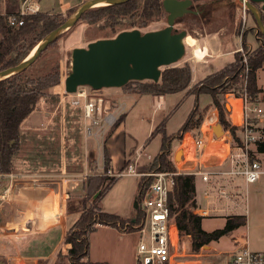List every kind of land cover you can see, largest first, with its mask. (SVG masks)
Returning <instances> with one entry per match:
<instances>
[{
  "label": "trees",
  "instance_id": "16d2710c",
  "mask_svg": "<svg viewBox=\"0 0 264 264\" xmlns=\"http://www.w3.org/2000/svg\"><path fill=\"white\" fill-rule=\"evenodd\" d=\"M191 1L192 4L197 5L195 10L198 11V14L197 16H194L195 14L189 15L197 18L204 14L207 11L206 8H209L214 1L219 2L220 0ZM233 1L229 0L232 10L235 9ZM20 2L21 0H7V12L0 15V70L21 62L44 36L66 20V18H60V14L40 11L37 14L25 16L22 25L10 26L8 17L19 10ZM202 10L206 11L201 14ZM247 16L256 26L253 16L248 12ZM163 17L166 18L163 0H129L120 5L100 6L88 10L81 16L79 21L89 25H101V28L108 29L109 33L115 36L121 31L143 29ZM261 17L264 25V12L261 13ZM181 19H178L176 23ZM246 34L241 35L244 50L247 49L244 46ZM258 36L262 35L258 32ZM256 38L259 40V37L256 36ZM56 41L50 44L49 47L53 46ZM234 55L233 62L227 64L218 72L207 76L202 82L193 86L191 90H189V86L192 79V70L189 62L166 67L162 70L158 82H129L121 90L125 93L155 97L184 92L185 94L191 93L196 100L199 95L207 94L211 98L210 105L218 112L219 124L226 129L229 121L226 119L227 111L221 99H224L226 93L231 92L235 96H239L240 80L238 74L243 67L238 57L239 54L235 53ZM247 65L249 68L248 89L250 93L256 94L258 92L256 72L264 67L263 42L248 56ZM60 79V70L56 66L46 74L30 75L23 71L0 81V175L11 173L14 170V157L20 151L22 143L21 124L37 109L38 103L46 95V91L60 84ZM55 99L57 100L58 96H55ZM209 106H206L202 111L206 112ZM200 111L197 103H195L175 136L165 134L164 122L152 131L151 137L156 134L161 135V147L160 153L154 157L150 165V170H176L175 164L167 152L169 143L174 138L181 140L186 132L193 133L195 138L199 137V129L204 121ZM121 122L122 117L117 119L109 129L104 141ZM103 162L101 173L82 179L79 186L84 193L86 202L88 199H93L97 192L99 194L95 200H92L93 208L80 212L77 220L66 231L64 242L69 244L70 248L62 256L69 261V264H106L89 261L88 236L96 231V225L122 230L126 224L119 216L103 212L96 205L98 199L116 181L114 178L107 176L109 159L104 148ZM194 180L195 176L187 174L174 177V185L168 193V207L169 219L176 225L179 237L189 236L191 238V250L193 253H197L201 247L209 245L212 241H217L222 236L243 227L246 224V217L243 215L225 216L222 228L211 232L204 231L201 227L203 217L193 212L197 208ZM150 181V178L141 179L138 201L142 198ZM75 198H79V196ZM137 213V219L130 222L133 225L136 222L139 224L142 219L140 210ZM60 256L61 254L58 257ZM136 264H142V262L137 260Z\"/></svg>",
  "mask_w": 264,
  "mask_h": 264
},
{
  "label": "rangeland",
  "instance_id": "374dc122",
  "mask_svg": "<svg viewBox=\"0 0 264 264\" xmlns=\"http://www.w3.org/2000/svg\"><path fill=\"white\" fill-rule=\"evenodd\" d=\"M67 0H37V3L40 5V9L42 12H57L61 8L59 6V3H65ZM234 8H230L229 0H220L219 2L214 1V3L211 4L209 8H206V10H202L199 17H193L192 15H185L181 21L175 24V27L177 31L184 30L187 35L198 37L200 35H204L205 33H214L216 31L223 30L226 34L222 35V40H225V36L230 31L231 34H233L232 38H227L226 42V48L232 49L233 47H237L235 52H233V55H222L218 58L213 59L205 68L208 69H214L215 67H220L224 63H228L235 59V53L239 54V60H241L244 57L248 59V56L251 54L253 50L257 48L259 44L264 40L262 36H258L257 29L250 19L249 16H247L245 23H243V20L240 16V10L241 4L238 2V0L233 1ZM196 4H192V10H195ZM71 8L69 10L64 11L62 14H60V18H67L71 13L73 9ZM196 11V10H195ZM7 12V0H0V15H4ZM194 16H197L195 14ZM166 25V18L163 17L158 21H154L150 23L147 27L143 29H139L141 32H148V31H155L159 30ZM229 29V30H228ZM252 29V30H250ZM130 30V29H129ZM126 30V31H129ZM228 31V32H227ZM247 33L245 36V43L244 46L247 47L246 50L243 49L242 41H241V35ZM237 35H240L239 37ZM107 36H113L109 33L108 29L101 28V25H89L84 22H77L71 29L63 33L59 36L55 44L49 48H47L40 57L36 60L35 63H33L29 68L25 70L26 74L30 75H42L46 74L50 71L53 67H58L61 74L60 84L54 88H51L46 91V95L41 99L46 105L42 106L43 109H46L45 120L49 121V126H52L51 128L55 129L57 131L55 135L59 136L60 138V144L62 145V165L60 166V174L63 175H69L68 173H74L76 172V169H78V165L83 166V162H87V151L89 148V145H91V148L95 151V161L96 159V150L97 147V154H98V160L101 159V148L102 145H104V139L106 138L107 132L104 133L103 138L100 137H89L86 136L84 131V123L85 119L82 115V110H70V104H69V98H64L65 92H64V78L68 74L70 70V62H71V51L74 48L78 47H86V45L90 42L99 40V39H105V38H112ZM259 37V40L258 38ZM114 37V36H113ZM189 38V37H188ZM193 52V51H192ZM191 54L190 47L187 46L186 53L182 60L173 66L181 65L185 61L186 58H188ZM209 59L206 57L204 59L205 62H207ZM203 60L200 62H204ZM171 67V66H170ZM165 69V68H163ZM162 69V70H163ZM196 75H201L200 72H198ZM256 82L259 87H264V67L259 69L256 72ZM81 89H87V87H80ZM108 89H103L101 91H97V96L102 97L104 100H111L110 95L107 94ZM55 96H58V102H61V107L64 112V116H60L59 110L54 113V105L57 103ZM166 103L161 108L160 111H155V104L153 103L155 99L152 97H147L146 100L139 102V109L133 115L125 129V136H126V148L127 152L129 151H135V149L142 143L141 145H144V140L148 138L147 136V130H148V120L151 118L152 114H156L155 119H159L164 117L165 120V131L166 134H171L170 136H173L172 134L175 133L178 128L180 127V123H182L183 119H186V117L189 115L190 111L193 109V106L195 103H197L199 109L201 110L202 117L206 118L210 111H212L214 108L211 106V98L207 94H201L198 96L197 100L194 95H185L184 92L176 93V94H170L166 95ZM171 98H176L178 101L177 103L173 105V107L169 106V102ZM62 100V101H61ZM224 102L225 109L228 111L230 109V106L228 102L226 101L225 97L224 99H221ZM106 104V103H105ZM210 105V106H209ZM206 106H209L208 110L206 112L202 111ZM171 107L173 109H168ZM171 111V112H170ZM50 112V113H49ZM139 115L143 116V120L141 121L139 118ZM100 117V116H98ZM209 120L207 124L210 122ZM56 122V127L55 123ZM215 123L213 127L211 128L212 134H216L217 137H221V133L214 129L216 126ZM157 124H155L156 126ZM154 126V127H155ZM23 125L21 127V131L23 130ZM49 130V129H48ZM108 131V130H107ZM200 133V132H199ZM201 134H199L200 136ZM157 136L155 139H151L148 141L147 145L144 148L143 153L145 154H151L156 153L157 149ZM33 140H35V143L42 144V142L45 140L44 136L41 134L35 133L33 136H31ZM30 138V139H31ZM24 139V150H29L31 148V144L29 143V139ZM58 141V138L56 137L53 141ZM176 139H172L171 144V153H176L177 151H180L179 156L176 158L175 162L180 163L183 160L184 151L182 147L174 146V142ZM46 141V140H45ZM145 143V142H144ZM23 145V144H22ZM100 146V147H99ZM47 153L46 150L44 152L46 153L45 156H49L52 150V146L47 147ZM135 148V149H134ZM213 148V146L211 147ZM192 149V147H191ZM191 149L187 152V161L186 164L189 165L190 163H193L191 160ZM211 152L213 149L210 150ZM60 152V151H59ZM28 154V153H27ZM26 152L21 150L19 151L15 157H14V164H15V170L21 171L22 169V157L24 158L27 156ZM145 154V155H146ZM32 153L28 154V158H30ZM44 156V155H43ZM43 156L41 157V153H38L35 158V162L32 163V166L36 165L39 166V161L42 160ZM72 156V163L69 164L65 157ZM34 158V157H33ZM45 158V157H44ZM43 158V159H44ZM47 159V158H46ZM60 159V158H59ZM29 162L31 161L28 159ZM57 162V159H54ZM59 161V160H58ZM50 164H54V161L51 160ZM183 166V164H182ZM94 167V168H93ZM91 166L90 170H87V173L84 175L82 174L79 179H82L91 176V175H99L101 173L102 169H98L97 166L94 164V166ZM43 172H48L47 170L40 168ZM84 171H86V168H83ZM99 172V173H98ZM111 178V177H110ZM67 181L66 189L69 190L71 193H69V196L71 198L75 197H82L81 199V206L77 210V213L89 210L93 208L92 200L95 199H88L87 202L84 199V193L79 188L73 189V183L70 179ZM138 178H133L134 182L136 180L137 182ZM114 180H117L114 178ZM129 177H124L119 179L116 184V186L112 189L110 194L112 193L111 197H114L116 195V189L117 187L121 186V189L124 191L127 188H129L127 185ZM139 180V179H138ZM115 182V183H116ZM114 183V184H115ZM0 184H4L0 182ZM129 184V183H128ZM195 184L198 192V196L200 197L203 192V183L199 177H195ZM56 186V185H52ZM75 187V186H74ZM78 189V190H77ZM120 189V187H119ZM3 186H0V194L3 192ZM242 193L244 196H246V207H247V213L244 211L245 209V201L240 203V206L238 208L234 207L233 204H229L231 209L235 208V211L230 214H240L243 216H246V224L239 229V231L245 237L247 238L249 247L254 252H264V176L259 180L257 183L252 185H243L241 188ZM96 194H99L97 192ZM109 194V195H110ZM98 196V195H97ZM110 198V201L111 199ZM221 204V202H219ZM138 206V202L134 204V209H136ZM136 207V208H135ZM139 210V209H138ZM137 210V211H138ZM137 211L134 219H137ZM61 215H65L66 211L63 213L61 212ZM226 215H216L212 216L210 218H206L202 221V224L205 229H218L222 228L224 223V217ZM72 218V217H71ZM132 222V221H131ZM138 225V222H136L134 225L130 222L124 225L125 226V232H129L128 234L123 235V239L118 238L119 232L114 229H109L106 227H102L99 225H96L97 229L96 231L92 232L88 236V241L90 243V250L88 254V258L92 261H101L105 262L107 261L109 264H136L137 260L141 261V259L138 258L137 255V246L140 240V235L136 232V226ZM124 228V227H123ZM235 232V233H236ZM4 233L2 232L0 234V255H4L3 259L5 260L6 264H16L13 261L7 262L8 257L15 256L17 257V260H23L25 263L23 264H39L35 263L31 260H24L27 259L23 254L19 251L21 247H32V245L25 244L24 242H10L7 238L2 237ZM234 231L230 233V235H224L219 240L214 241V243L211 244L212 249L220 253L219 261L225 262L230 255L235 253L237 251L236 245L233 244L230 241V238L233 236ZM235 236V235H234ZM189 243H191V238ZM14 244V245H13ZM36 246V244H33ZM209 245H206L205 247H202L198 252H201L204 257H208L205 254H209L210 249L208 247ZM186 252V259H189V254H194L191 250V244L189 245L188 249L185 250ZM66 252V251H65ZM62 250L57 251L55 256V261L53 262H47L46 260L43 262H40V264H69V261L64 258L62 255L65 254ZM59 254H61L60 257ZM22 255V256H21ZM20 256V257H19ZM7 259V260H6ZM47 262V263H46ZM22 264V263H21Z\"/></svg>",
  "mask_w": 264,
  "mask_h": 264
},
{
  "label": "crops",
  "instance_id": "0c3cea01",
  "mask_svg": "<svg viewBox=\"0 0 264 264\" xmlns=\"http://www.w3.org/2000/svg\"><path fill=\"white\" fill-rule=\"evenodd\" d=\"M85 1L87 0H67L65 3H59V6L61 8L59 11L57 12L48 11L47 13L62 14L66 10L78 7L80 4H82ZM225 34L226 33L223 30H221L209 34L205 33L204 35H200L198 37L187 35L185 39L186 41L185 49H187V46L190 47L191 54L188 58H186L185 61L189 62L192 70V79H191V84L189 86V90H191L192 87L195 86L196 84L202 82L207 76L218 72L227 64L233 62L234 59L228 63H224L220 67H215L214 69L205 68V66H207V64H209L213 59L218 58L222 55H233V52L239 49L237 47H233L232 49L225 50L227 38L233 37V34H231L229 31L224 38L225 40H222L221 39L222 35ZM196 48L206 49L207 51L206 57L211 59L205 62L204 59L206 57L201 60H197L196 58H194L192 51H194V49ZM202 60L204 61L203 63L200 62ZM198 72H200L201 75L199 76L196 75ZM108 91H110L107 92V94L111 96L110 97L111 100H105L106 104L109 105L110 109H112V111L115 112V114L117 115V119L122 117V122L117 126V128L112 133L109 134L107 139L104 141V145H102V147L99 146L101 148L100 161L98 160V154H97L98 147L97 149H95L97 160L95 161L94 158V161L92 162L91 166L93 167L95 164L98 169L103 168V164H104L103 148H104L109 159L108 170L111 173L117 172L118 170H120L129 163H132L134 165L135 170L137 172L141 173L150 170V165L154 157H156V155L160 153V147H161V135L156 134L151 137V133L162 122L165 123L166 120L165 116L160 118L161 120L159 121V119H155L156 114L151 115V118H149L148 120L149 125L147 130V136L148 135L149 136L146 139V141L144 140L145 142V143L143 142L144 145H141L142 143H140V145L136 149L134 148L135 149L134 152L129 151L128 153H126L127 148H126L125 129L130 118L133 115H135V113L139 109L138 107L140 101L146 100L147 97H152L153 99H155V101L153 102L155 104V111H160L161 108L166 103L165 102L166 96L155 97L149 95H137L134 93H125L121 89H116V88L108 89ZM185 95L187 96L192 94L187 93ZM177 101L178 100L176 98H171L169 102V106L173 107L174 103L175 102L177 103ZM44 105L46 104L43 101H40L38 103L37 109L34 112H32L29 115V117L25 119L21 124V127L22 125L24 127L23 130L21 131L22 143H21L20 151L23 150L26 152V154L32 153V155L30 158H28V154L24 158L22 157L21 171H16L14 164V170L11 173L17 174L20 177L18 180H16L13 183L10 198L8 199V201L2 204L0 203V234L3 232L4 234L2 235V237L7 238L8 241L12 243L24 242V245L25 244L32 245V247H28V248L21 247L19 251L23 254V256H25V258H27L24 260H31L39 264L40 262H43L45 260L47 262L55 261V256L57 251L62 250L63 252H65L68 248H70V245L65 244L64 242L66 231L69 228V226H71L77 220L80 213L79 212L77 213V211L67 212L66 207H67V203L70 200H75L80 198H71L69 196V193L71 192L66 189V186L64 184H66L67 181L69 180L67 179L68 176L69 178L71 176V178L73 179L70 180L75 186V187L73 186V189L79 188L81 184V182L78 181L81 180L79 179V177L82 174L87 173V162L86 163L83 162L82 167L79 164L77 166L78 169H76V172L68 173L69 175H63L58 173L60 172L61 169L60 166L62 165V158H61L62 145L60 144L59 136L55 135V133L57 132L55 130L57 128L52 129L51 128L52 126H49V121L47 122L45 120V115H47L46 114L47 112L46 109L42 108V106ZM113 106H116V108H112ZM171 107H169L168 109H171ZM69 109L72 111L77 110L81 112L80 108L70 106ZM58 110L60 116L61 117L64 116V112L61 107L60 101L54 105V113H56ZM172 110L173 109H171V111ZM212 113L217 114V110L213 109L212 111H210V114ZM139 118L141 121L143 120L142 115H139ZM184 121L185 119H183L182 123H180L179 125L180 127L182 126ZM54 123L56 127V122ZM85 124L86 122L84 123V125ZM155 124L157 125L155 126ZM107 130H105V132H107L108 134L109 129ZM177 131L172 135L175 136ZM199 132H201L200 129ZM35 133L37 134L42 133L46 141L44 140L42 144L39 145L35 143V140L31 138V136H33ZM170 135L171 134H168L167 136ZM26 136L29 139V143L31 144V148L29 150H24L23 138H26ZM157 136L159 137L157 141L156 153H151V154L145 153L146 154L145 155L143 151L148 141H150L151 139H155ZM193 136H194L193 133L186 132L183 134L181 140L175 138L176 140L174 142L176 143H174L173 149L175 146L182 147L185 154L184 141H186L187 139L192 140ZM56 137L58 138V141L57 140L53 141ZM171 144L172 141H170L169 143V150L167 152L170 154V157L172 158L175 167L180 168L182 164L185 163L184 155H183V160L180 163H176L174 158L176 153L174 154L170 152V150H172ZM48 146H52V150L49 156L47 157V155L45 156V154L47 153ZM44 150H46V153L44 152ZM38 153H41V157L44 155L43 158L44 157L45 158L44 159L42 158V160L39 161L40 164L38 167L36 165L32 166L33 162L36 163L35 158L36 155H38ZM136 155H139L137 159H135ZM28 159H30L31 161L29 162ZM54 159H57V162ZM65 159L69 164L72 163V156L69 157L66 156ZM134 159L135 161L133 162ZM51 160L54 161L53 165L50 164ZM41 167L47 170L48 172L46 173L41 171L40 169ZM83 168H86V171H84ZM126 177H129V180H127L129 183V184L127 183V185H129L128 186L129 188L123 191L121 189V186H119L120 189L119 187H117L115 192L116 195L114 196L116 198H112L111 197L112 193L110 194V192L116 186L117 184L116 181H118L121 178L117 179L115 181L116 183L114 182L115 184L113 183V185L103 194V196L98 199L96 205L103 212L119 216L123 221L126 222V226H127L129 222L134 220L136 211L139 209L138 206L137 208L135 207L136 209H134V204L136 202H139L138 201L139 185L142 178L136 176H126ZM133 178H138L139 180L137 179V182L136 180L134 182ZM0 182L4 183V184H0V186H3L4 189L8 183L7 179L0 178ZM52 185H56V186H52ZM194 185L196 190V201H197V208L194 211H196L206 207L207 201L204 198L203 192L200 197L198 196L195 180H194ZM203 185H204L203 186V191H204L205 184L203 183ZM110 198H112L111 201ZM60 208H61V212L63 211V213L66 211L65 215H61ZM236 215H240V214H236ZM210 217H203L202 221ZM102 227L114 229L115 231L117 230L119 232L118 238L120 239H123L122 236L129 233V232H125V226H123L124 228L122 230L109 226H102ZM172 227H173L172 229H173V242H174L173 251H175L174 255L176 257L172 258L169 264H226V262L228 261L229 258L224 263L222 261L221 262L219 261L220 253L215 252L211 247V244L214 243V241L209 243L208 247L211 253L205 254L208 257H204V255L201 252H197L194 254H189L188 257L190 258L186 259L185 250L188 249L189 245L191 244L189 243L190 237L189 236L179 237L176 225L174 224ZM201 227L206 232H211L215 230V229H205L202 222H201ZM239 229L234 230V234L230 238V241L232 243H233L232 240L233 237L243 235L240 232H236L239 231ZM230 233H228L227 235H230ZM33 244H36V246ZM89 250H90V243H89ZM3 256L4 255H0V258L3 259ZM8 258L10 259L8 260L6 259L7 262H9L10 260L16 264L25 263V261L23 260H17V257L15 256H10ZM89 261L109 264L107 261L105 262L92 261L90 259Z\"/></svg>",
  "mask_w": 264,
  "mask_h": 264
},
{
  "label": "built area",
  "instance_id": "2783aa9c",
  "mask_svg": "<svg viewBox=\"0 0 264 264\" xmlns=\"http://www.w3.org/2000/svg\"><path fill=\"white\" fill-rule=\"evenodd\" d=\"M240 3V2H239ZM240 16L245 23L247 11L240 3ZM40 12L37 0L20 2L19 10L8 17L10 26L22 25L23 18ZM242 70L238 74L240 80L239 96L234 93L224 95L230 109L226 119L229 121L225 129L221 125V137H215L211 128L218 123V112L209 114L200 126V136L191 141L193 163L188 167L177 168L174 171L148 170L137 172L132 163L125 165L115 173L107 171L109 177L119 179L126 176L150 178L151 181L138 202L142 219L136 226L140 235L137 255L142 264H169L174 255L173 225L169 219L168 193L174 185V177L180 174L199 177L205 184L203 191L207 201L206 207L194 211L202 217L217 214L226 216L235 211L229 204L238 208L245 201L244 211L247 213L246 196L241 191L243 185L257 183L264 176V87L257 85L258 92L252 94L248 89L247 58L240 60ZM69 98L72 107L80 108L86 124L84 133L89 137H102L105 130L110 129L117 121V115L106 101L97 96V91L78 88L74 94H65L62 99ZM112 108H116L113 106ZM100 116V117H98ZM213 117V118H212ZM213 119L208 124V120ZM213 146V148H211ZM213 149L211 152L210 150ZM139 155H136L137 159ZM149 158V157H148ZM133 160V162L135 161ZM20 176L14 173L0 175L8 183L0 194V203L8 201L13 183ZM81 182V180H78ZM221 202V204L219 203ZM246 217V216H245ZM237 251L230 255L226 264H264V252H254L250 249L245 235L233 237Z\"/></svg>",
  "mask_w": 264,
  "mask_h": 264
},
{
  "label": "water",
  "instance_id": "95a60500",
  "mask_svg": "<svg viewBox=\"0 0 264 264\" xmlns=\"http://www.w3.org/2000/svg\"><path fill=\"white\" fill-rule=\"evenodd\" d=\"M24 0H21L23 2ZM129 0H87L80 4L56 29L44 36L32 51L15 66L0 70V81L19 74L29 68L40 55L59 38L71 29L88 10L100 7L99 3L120 5ZM244 4L256 23L257 32L264 38V25L261 13L264 12V0H238ZM166 13L165 27L148 32L139 29L121 31L112 38L90 42L86 47L74 48L71 51L70 70L64 78V92L74 94L80 87L93 91L103 89H121L129 82H158L163 68L178 64L185 55L184 30L177 31L176 21L185 15L198 14L192 10L191 0H163ZM264 43V41H262ZM227 110V109H226ZM214 129L222 133L220 124ZM217 137L216 134H214ZM180 151L175 154V160ZM95 158V151L89 145L87 151V170ZM98 194H95L94 198ZM81 199L70 200L67 212L77 211ZM0 264H6L0 258Z\"/></svg>",
  "mask_w": 264,
  "mask_h": 264
},
{
  "label": "bare ground",
  "instance_id": "6f19581e",
  "mask_svg": "<svg viewBox=\"0 0 264 264\" xmlns=\"http://www.w3.org/2000/svg\"><path fill=\"white\" fill-rule=\"evenodd\" d=\"M106 5V3H99L98 6H104ZM186 44V41H185ZM34 51H32L33 53ZM207 55V51L206 49H200V48H196L193 51V56L194 58H196L197 60H201L203 58H205ZM213 118V117H212ZM209 121V120H208ZM211 121H213V119H211ZM188 140V142H187ZM186 141H184V146H185V150H188L189 147L191 146V141L189 139H187ZM179 156V155H178ZM184 167H188L186 163L183 164V166H181L180 168H184ZM46 208V207H45Z\"/></svg>",
  "mask_w": 264,
  "mask_h": 264
}]
</instances>
